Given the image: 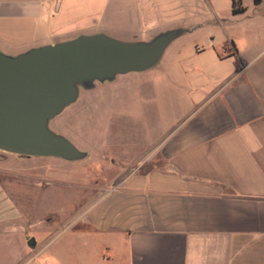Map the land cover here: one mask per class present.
<instances>
[{"label":"crops","instance_id":"crops-1","mask_svg":"<svg viewBox=\"0 0 264 264\" xmlns=\"http://www.w3.org/2000/svg\"><path fill=\"white\" fill-rule=\"evenodd\" d=\"M115 1L0 0V50L12 55L81 34L190 30L164 56L174 122L61 224L46 263L69 264L74 248L75 264H264V0L238 15L232 0ZM31 239L17 264L44 253Z\"/></svg>","mask_w":264,"mask_h":264},{"label":"rangeland","instance_id":"rangeland-1","mask_svg":"<svg viewBox=\"0 0 264 264\" xmlns=\"http://www.w3.org/2000/svg\"><path fill=\"white\" fill-rule=\"evenodd\" d=\"M120 4L123 0H116L114 8ZM168 54L155 69L82 92L76 104L51 122L54 131L88 152V158L72 163L0 152V264L21 261L26 236L45 242L44 253L31 263L52 264L46 261L57 251L52 244L61 224L153 151L154 142L177 115V89L163 75ZM178 98L184 100V92ZM63 228L71 232L74 227ZM74 255L73 248L69 264H75Z\"/></svg>","mask_w":264,"mask_h":264},{"label":"water","instance_id":"water-1","mask_svg":"<svg viewBox=\"0 0 264 264\" xmlns=\"http://www.w3.org/2000/svg\"><path fill=\"white\" fill-rule=\"evenodd\" d=\"M188 32L178 28L130 41L98 32L16 55L0 50V151L72 163L88 158V152L54 131L51 122L76 104L82 92L155 69Z\"/></svg>","mask_w":264,"mask_h":264},{"label":"trees","instance_id":"trees-1","mask_svg":"<svg viewBox=\"0 0 264 264\" xmlns=\"http://www.w3.org/2000/svg\"><path fill=\"white\" fill-rule=\"evenodd\" d=\"M256 5H259L263 0H254ZM246 7L243 5V0H232V12L234 15L244 13Z\"/></svg>","mask_w":264,"mask_h":264},{"label":"flooded vegetation","instance_id":"flooded-vegetation-1","mask_svg":"<svg viewBox=\"0 0 264 264\" xmlns=\"http://www.w3.org/2000/svg\"><path fill=\"white\" fill-rule=\"evenodd\" d=\"M1 152V151H0ZM7 154V153H6ZM26 158H28V157H26Z\"/></svg>","mask_w":264,"mask_h":264}]
</instances>
